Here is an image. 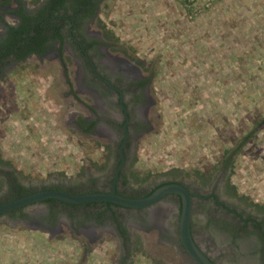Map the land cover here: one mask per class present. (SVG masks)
Segmentation results:
<instances>
[{
  "label": "rangeland",
  "instance_id": "1",
  "mask_svg": "<svg viewBox=\"0 0 264 264\" xmlns=\"http://www.w3.org/2000/svg\"><path fill=\"white\" fill-rule=\"evenodd\" d=\"M8 1L10 8L0 7V13L16 23L17 2L35 9L42 0ZM85 30L101 43L98 69L111 79L148 80L136 94L140 103L130 106L140 125L130 133L127 190L177 181L262 215L264 0H103ZM58 47L53 42L44 56L16 62L0 78V159L7 162L0 172L11 171L35 188L103 180L115 138L105 124L121 118L112 97L94 92L68 43L64 65ZM76 116L97 118L99 125L86 135L74 125ZM246 135L225 167V150ZM4 191L0 176L1 198ZM176 203L162 199L143 220L132 209L121 210L120 217L133 218L131 238L122 245L109 227L82 219L61 215L48 225L39 203L23 209L24 220L0 214V264H196L174 236ZM193 203L200 247L218 264H235V249L215 227L220 215L211 218L212 205L197 198Z\"/></svg>",
  "mask_w": 264,
  "mask_h": 264
},
{
  "label": "flooded vegetation",
  "instance_id": "2",
  "mask_svg": "<svg viewBox=\"0 0 264 264\" xmlns=\"http://www.w3.org/2000/svg\"><path fill=\"white\" fill-rule=\"evenodd\" d=\"M43 1L44 0L40 1L39 5L35 9H37ZM3 3H5V5ZM10 6H11L10 1L0 0L1 8L3 7V9H7V7L10 8ZM20 6H22L27 11L34 10V9L27 8L26 4L24 3L20 4V2H17V6L14 8V11L12 12L15 15L17 21L19 20V17L16 12L20 8ZM87 23H89V21ZM12 24H15V23H12ZM86 24L82 28V31H81L82 35L86 38L96 39L98 43L93 44L92 46L91 45L88 46V44L82 40L81 35H79V33L76 32L75 26H73L72 30L68 31L69 36L67 39L63 41L62 48H63V45H65V42H67L72 53L80 58L79 60L81 61L80 63L83 67L82 69H84L83 71H85L88 83L94 89V92L97 93V95L100 96L102 99L104 97L109 98V99L112 97L115 100L114 103L118 105V110L121 114V118L119 120L111 118L112 121H108L109 124H105L106 127L112 130V133L115 136V138L110 140L112 142L111 148H110L111 162L108 165L109 166L108 175L103 180H100V181L95 180V181H90V183L88 184H82L79 188H76L75 191L82 192V193L109 191L111 184L116 177L115 184H114L115 191L118 194L129 197L132 195V192H129L127 190L129 187H128V181L126 180V177L124 175V171L126 168L128 153H129L131 142H132L131 140L132 134L130 133L133 130L138 129V126L140 125L139 121L137 120L134 121V116L132 115L130 106L132 107L133 105L134 107V106H137L138 103H140L141 99L140 97H137L136 94L140 93V91L142 92L147 83L140 86L138 83L142 81L143 78L139 79V78H134L131 76L129 77L126 75H121V74L115 75L117 77L111 79V77L107 73H104L103 70L101 71L100 69H98L97 63L95 60L97 54H95V52H96V49L100 50L101 43L97 38L92 37L86 33V30H85ZM0 27L2 28L1 25ZM2 32H3V28H2L1 33ZM55 43H58V45H60L59 41H55ZM48 51L49 49L42 56H44ZM62 53H63V49H62ZM57 54H58V50H57ZM36 56H39V55H36ZM97 84L99 86H97ZM122 104L124 105V107H122ZM77 118L78 116H76L74 119V125L81 133H85V132H82L78 128ZM85 120L87 122L95 121L93 130L86 133V135L92 134V132L99 125V122L97 121V118H92L90 120L85 119ZM120 150L123 154L122 164H121L122 159H121ZM154 186L155 185L138 193L139 197L146 196L148 192ZM45 187L46 189H49V187L43 186L40 188L39 187L36 188V190L43 189ZM55 187H58V186H50V188H55ZM59 188L64 189L65 186H59ZM188 190L192 193V208H191V218H190L191 234L197 246L212 260L214 264H218V263L212 257H210L207 252H205L200 247V245L198 244V238L194 234V228L192 226V214L194 212L193 200L196 198L203 205H206L205 203L209 204L208 202L209 199L212 200L210 201L211 204H209V205H212V207L210 206V208H208L209 210L208 213L210 214V216L212 214L220 215V218L217 219L218 222L215 224V227L225 233V237L227 239L226 242H229L228 245L231 248L235 249L236 253L233 254V260H234L233 262L235 264H245V263L246 264H264V220H263L264 213L262 215H253L250 213H245L241 209H238V207L231 206L225 201L223 202V201L218 200L217 195L213 194L212 192H210L209 195H203L201 193L191 191L190 189ZM131 198H138V197H131ZM164 198L174 199L177 202L176 205H177V210L179 212L180 201L177 195H174V194L166 195L162 199ZM37 203L44 205L45 210H44L43 215L48 225L55 223L61 215H66L65 213H59L56 215L55 218L53 216L50 218L49 203L44 202L43 200ZM34 204L36 203L30 204V205H34ZM30 205H25V206L16 208L14 210L7 211L2 214H8L12 218L17 219V220H21V219L24 220L25 214L23 213V209ZM77 205H87L85 207L92 209L93 213H97L103 210L105 211L104 215L106 216L114 215L117 218L116 221L113 219H109V218L108 219L102 218L101 222H98L97 220H89L85 222L88 223L87 225L99 227L102 229L109 227L110 229L114 231L117 237V240L119 241L121 245L124 243L127 244L131 238V233H130L131 225H132L131 219H133L132 217H129V218L120 217L121 210H128V209L134 210L136 212L135 218L138 220L146 219L149 216V214H147V209L149 207L125 208V207H121L118 205H114L112 203L108 205V203H104V202H90V203H82V204H77ZM58 208H61L60 205L58 206ZM77 211L81 212L82 208L74 210L73 212L74 215H77ZM223 217L225 218V220L222 219ZM81 225L83 226V223H81L79 226L82 227ZM173 226H174L173 228L174 236H176L177 238L176 240L178 241V244L181 246V249L185 252V250L183 249L179 241L178 217H177V220L174 221ZM188 257L189 259H191L189 255Z\"/></svg>",
  "mask_w": 264,
  "mask_h": 264
},
{
  "label": "trees",
  "instance_id": "3",
  "mask_svg": "<svg viewBox=\"0 0 264 264\" xmlns=\"http://www.w3.org/2000/svg\"><path fill=\"white\" fill-rule=\"evenodd\" d=\"M102 1L103 0H44L37 9L31 11H27L20 6L16 12L19 20L15 24L5 21L0 14V25L3 28V32L0 34V78L4 76L6 69L16 62L23 61L34 54L42 56L55 41H59L60 43L58 57L61 64L64 65L62 61V44L63 41L68 38V31L72 30L73 26H75L76 32L81 35L82 40L86 42L88 46L97 44L98 41L96 39L84 37L81 31L88 21L95 18ZM147 82L148 80L144 79L138 84L142 86ZM67 83L71 87L68 78ZM94 123L95 121L87 122L82 116L77 118L78 128L85 133L93 130ZM249 138V135H246L241 138L236 146L225 150L223 157L225 167H228L230 156L235 154ZM5 163L7 164V162L0 159V166ZM0 176L3 178L5 184V191L2 198L0 197V202L21 197L36 190L35 187L27 186L22 183L11 171L7 173L0 172ZM91 181H95V179H91ZM163 183L165 182L155 185L148 194ZM79 187L80 185L78 184L77 186H65L64 189H60L59 186L55 188L49 187V189H60L70 193H82L75 191V189ZM43 189H46V187ZM129 197H139V195L134 191ZM43 201L49 203L50 218L52 216L55 218L59 213H65L68 218L74 220H97L101 222L102 218H109L115 221L117 219L114 215H104L105 211L103 210L93 213L92 209L85 207L87 205L68 204L55 199H45ZM110 204L111 203H108V205ZM59 205L61 208H58ZM79 208H82V211L74 215V210ZM262 208H264V206Z\"/></svg>",
  "mask_w": 264,
  "mask_h": 264
},
{
  "label": "water",
  "instance_id": "4",
  "mask_svg": "<svg viewBox=\"0 0 264 264\" xmlns=\"http://www.w3.org/2000/svg\"><path fill=\"white\" fill-rule=\"evenodd\" d=\"M122 107H124L123 104ZM120 153L122 164L123 154L121 150ZM115 180L116 177L111 184L110 190L105 192L70 193L60 189H39L21 197L1 202L0 214L45 199H55L68 204L104 202L125 208H144L159 203L166 195L174 194L178 196L180 201L178 212V236L183 249L196 264H214L212 260L197 246L191 234L190 218L192 193L185 187V185L177 181L165 182L146 196L131 198L118 194L115 191Z\"/></svg>",
  "mask_w": 264,
  "mask_h": 264
},
{
  "label": "built area",
  "instance_id": "5",
  "mask_svg": "<svg viewBox=\"0 0 264 264\" xmlns=\"http://www.w3.org/2000/svg\"><path fill=\"white\" fill-rule=\"evenodd\" d=\"M188 1H191V0H188Z\"/></svg>",
  "mask_w": 264,
  "mask_h": 264
}]
</instances>
